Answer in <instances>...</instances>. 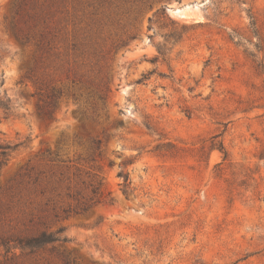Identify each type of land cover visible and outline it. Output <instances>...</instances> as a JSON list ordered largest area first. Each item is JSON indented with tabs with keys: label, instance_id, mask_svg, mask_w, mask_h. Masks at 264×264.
Wrapping results in <instances>:
<instances>
[{
	"label": "rangeland",
	"instance_id": "1",
	"mask_svg": "<svg viewBox=\"0 0 264 264\" xmlns=\"http://www.w3.org/2000/svg\"><path fill=\"white\" fill-rule=\"evenodd\" d=\"M2 98L0 264H264V0H0Z\"/></svg>",
	"mask_w": 264,
	"mask_h": 264
},
{
	"label": "trees",
	"instance_id": "2",
	"mask_svg": "<svg viewBox=\"0 0 264 264\" xmlns=\"http://www.w3.org/2000/svg\"><path fill=\"white\" fill-rule=\"evenodd\" d=\"M11 100L9 98H5V99H0V109H3L4 112L7 114V116H9V113L11 111ZM98 146L101 144V141H97ZM20 145V143H0V169L1 166L5 163H7L8 161V157L11 154L12 151H14L15 149L18 148V146ZM220 150L224 151V146L221 144L220 145ZM225 152V157H227V153ZM125 178V182H126V186L129 185V174H126L124 176ZM99 189L100 186H97L93 189V193L95 194V196H99ZM93 200V199H92ZM95 202V201H94ZM90 207V205L86 204L85 206H83L81 208V210L86 211L88 210ZM63 229H60L59 232H61ZM57 241H67V238H59L58 236H56V234L53 233H47V232H42L39 235H35L32 237H28V238H24V239H20L19 240V244L23 249H29L31 251L40 249L48 244H52L55 243Z\"/></svg>",
	"mask_w": 264,
	"mask_h": 264
}]
</instances>
